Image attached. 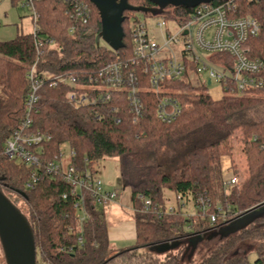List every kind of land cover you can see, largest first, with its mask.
<instances>
[{
    "label": "trees",
    "instance_id": "trees-1",
    "mask_svg": "<svg viewBox=\"0 0 264 264\" xmlns=\"http://www.w3.org/2000/svg\"><path fill=\"white\" fill-rule=\"evenodd\" d=\"M25 1L11 0L13 6ZM85 1L91 8L86 24L72 16L66 0L33 3L43 40L40 53L32 32L0 41V187L29 220L36 264H264V211L225 231L238 217L264 209V88L251 95L215 99L206 92L205 84L193 83L189 74L166 81V88L182 91L176 97L182 112L171 122L158 117V96L147 90H142L144 117L137 122L133 121L126 91L113 92L110 100L75 108L67 99L75 88L69 79L74 77L76 86H84L107 64L129 60L132 39L126 26L130 18H138L136 11H125V47L116 51L100 43L99 10L90 0ZM129 2L148 9L157 6L149 0ZM246 6L245 13L254 8ZM167 7L177 14L190 8ZM257 16L263 30L250 44L253 55L264 59V13ZM34 65L35 77L43 83L31 113L30 131L50 137L41 144V162L52 160L64 144L75 150L68 162L81 170L94 169L100 160L117 157L120 183L130 190L134 209L136 238L131 246L112 245L107 213L91 195L85 198L88 218L81 221L80 210L75 208L77 195L63 176L46 177L29 188L34 168L4 155L5 141L26 118L32 85L28 73ZM56 76L64 80L51 85ZM237 156L245 159L241 166L245 177L227 192L222 160L230 157L235 164ZM202 193L210 197L211 211L222 207L226 220L211 223L207 217L185 214L177 196L193 203ZM140 196L163 207L174 204L175 212L162 216L143 212ZM79 237L84 238V246L78 245ZM197 237L200 240L193 249ZM217 237L216 245L198 251ZM174 242L178 245L168 251L154 249Z\"/></svg>",
    "mask_w": 264,
    "mask_h": 264
},
{
    "label": "built area",
    "instance_id": "built-area-1",
    "mask_svg": "<svg viewBox=\"0 0 264 264\" xmlns=\"http://www.w3.org/2000/svg\"><path fill=\"white\" fill-rule=\"evenodd\" d=\"M35 1L37 0H26L23 6L32 11V33L40 53L43 40L39 38L38 14L33 6ZM66 1L70 3L72 16L84 24L89 23L91 8L85 0ZM247 4L254 8L245 13L249 9ZM252 11L257 15L264 13V0L201 2L183 9L180 14L166 8L159 13L160 18L151 27L146 20L134 17L129 26L132 57L107 64L90 77L84 86H76L74 77H71L69 82L75 88L67 94V99L75 108H79L96 104L98 100H110L113 92L126 91L133 121L137 122L144 117L142 90H147L158 96V117L164 122H171L182 112L183 106L176 99L182 91L166 88V81L181 80L189 74L193 83L205 84L207 90L214 82L218 83L222 93L220 98L224 95L254 94L264 88V59L253 55L254 47L250 44L251 38L258 36L263 30L262 21ZM214 56L217 58L214 59ZM35 71L34 65L28 73L32 85L27 98L26 118L20 128L5 141L4 155L10 160H18L34 168L32 180L27 184L29 188L46 177L55 179L63 176L71 185L72 192L77 195L75 208L80 210V220L84 221L88 218L85 208L87 194L96 200L97 205L109 206L116 202L120 192L108 189L95 169L81 170L70 164L68 161L75 150L67 144L61 147L52 160L41 162V144L50 137L30 131L31 113L39 100L38 90L43 83V80L35 77ZM60 80H64V77L56 76L51 85H57ZM120 121L117 119L118 123ZM239 157L237 156L235 164L231 163L226 169L229 174L225 178L227 192L230 187L240 185L245 177L240 163L242 159ZM140 198L143 212L152 211L159 216L175 212L174 204L163 207L150 197ZM177 200L183 208L189 203L182 195H178ZM193 205L194 214L207 217L211 223L219 218H227L220 206L216 212L211 211V200L205 193L197 194ZM84 243V238L79 237L78 245L84 246Z\"/></svg>",
    "mask_w": 264,
    "mask_h": 264
},
{
    "label": "water",
    "instance_id": "water-1",
    "mask_svg": "<svg viewBox=\"0 0 264 264\" xmlns=\"http://www.w3.org/2000/svg\"><path fill=\"white\" fill-rule=\"evenodd\" d=\"M99 10L102 31L98 36L113 50L125 47V11H142L155 14L162 12L167 6L194 7L201 2L213 0H149L157 3L159 8H145L132 5L130 0H90ZM210 83V82H209ZM200 237L193 240V249L197 246ZM0 243L6 264H36V246L33 231L29 220L24 213L11 201L0 187ZM174 243L158 244L154 247L158 252H165L175 248Z\"/></svg>",
    "mask_w": 264,
    "mask_h": 264
},
{
    "label": "rangeland",
    "instance_id": "rangeland-1",
    "mask_svg": "<svg viewBox=\"0 0 264 264\" xmlns=\"http://www.w3.org/2000/svg\"><path fill=\"white\" fill-rule=\"evenodd\" d=\"M168 8V7H167ZM32 11L28 7H24L23 5L13 6L11 0H0V41L11 40L17 36L18 33H29L33 31V22L31 20ZM136 15L138 18L142 20H146L147 24L151 27L155 21H157L160 16L159 14H155L152 10L149 12V15H146L145 12L136 11ZM134 17L130 18L127 22V31L129 32V26L132 24ZM131 39V38H130ZM100 43L105 44V42L101 39ZM207 93L210 94L213 98H218L221 96V89L218 83L214 82L211 86L208 87ZM240 158V157H239ZM242 161H240L241 166L245 164L244 157H241ZM21 163L20 161H16ZM95 171L99 174L100 177H103L108 183V185L112 189L119 190L121 197L118 198L120 205L111 207L109 206H100L107 213V220L110 226L115 224H120L121 221H124L131 214V193L127 188H123L120 183L119 178V163L117 157H107L103 160H100L95 164ZM245 169V166H244ZM228 177L229 174L225 172V178ZM225 181V180H224ZM192 205V204H190ZM112 211L113 209V212ZM194 210V205H193ZM264 211V209H258L250 214L240 216L235 219L225 231H230L235 229L237 226H240L246 223L254 214ZM218 238L211 239L210 241L202 244L198 251L204 250V247L214 246L216 245ZM132 241L115 243L113 242V246L115 248L119 247H129L133 244ZM202 250V251H203ZM198 252V253H199ZM250 259L253 261L255 259V255H252ZM0 264L5 263L4 253L0 243Z\"/></svg>",
    "mask_w": 264,
    "mask_h": 264
},
{
    "label": "crops",
    "instance_id": "crops-1",
    "mask_svg": "<svg viewBox=\"0 0 264 264\" xmlns=\"http://www.w3.org/2000/svg\"><path fill=\"white\" fill-rule=\"evenodd\" d=\"M220 98V97H218ZM232 163V160L230 157H224L222 160V164L224 169H227ZM99 175V174H98ZM105 183V186L108 189H112L108 183H106L105 179L103 177H101ZM121 197V195L119 196V198ZM121 202H119V200H116V202L110 204L111 207L120 205ZM192 204V205H190ZM185 214H194V210H193V203L189 202L184 208H183ZM111 211V209H110ZM130 215L127 219H125L124 221H121L120 224H115L113 226H110L107 220V225H108V234H109V239L113 245V242H117V243H122V242H128V241H135L136 238V223L133 219V209L132 207L130 208ZM113 212V209L112 211ZM134 243V242H133ZM118 248V247H117ZM119 248H124V247H119Z\"/></svg>",
    "mask_w": 264,
    "mask_h": 264
},
{
    "label": "flooded vegetation",
    "instance_id": "flooded-vegetation-1",
    "mask_svg": "<svg viewBox=\"0 0 264 264\" xmlns=\"http://www.w3.org/2000/svg\"><path fill=\"white\" fill-rule=\"evenodd\" d=\"M132 5L137 6V4H132ZM155 8H159V6L157 5ZM166 8H167V7H166ZM166 8H163L162 12L165 11Z\"/></svg>",
    "mask_w": 264,
    "mask_h": 264
}]
</instances>
